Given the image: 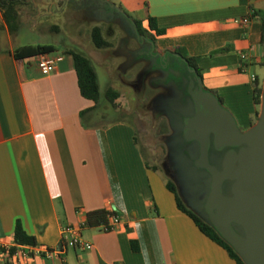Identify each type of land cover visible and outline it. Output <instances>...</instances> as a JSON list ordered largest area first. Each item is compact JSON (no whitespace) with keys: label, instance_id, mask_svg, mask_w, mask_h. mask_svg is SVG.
I'll use <instances>...</instances> for the list:
<instances>
[{"label":"crops","instance_id":"0c3cea01","mask_svg":"<svg viewBox=\"0 0 264 264\" xmlns=\"http://www.w3.org/2000/svg\"><path fill=\"white\" fill-rule=\"evenodd\" d=\"M25 5L41 12L29 28L44 22L45 31H66L71 38L52 44L64 58L45 76L37 58L15 56L20 47L41 43L23 44L0 13V243L21 247L15 241L20 223L36 245L54 248L63 227L85 225L89 213L113 210L121 220L117 228L84 226L81 236L92 249L67 247L59 264H237L179 209L169 180L145 160L135 130L122 124L125 111L108 101L119 122H99L107 113L97 111L100 101L81 94L70 51L84 47L85 38L95 47L94 27L113 44L108 36L115 35L109 31L116 21L135 32L128 18L139 20L153 52L162 61L173 54L191 58L203 88L246 131L260 107L252 75L264 84V0H28ZM251 11L260 15L243 23ZM97 13L105 20H95ZM0 264L50 263L40 256L13 259L0 253Z\"/></svg>","mask_w":264,"mask_h":264},{"label":"rangeland","instance_id":"374dc122","mask_svg":"<svg viewBox=\"0 0 264 264\" xmlns=\"http://www.w3.org/2000/svg\"><path fill=\"white\" fill-rule=\"evenodd\" d=\"M102 6L100 4L101 8ZM117 6L120 8L119 5ZM35 9L33 5L20 7L22 26L17 30L16 35L24 42L23 44H65L71 38L67 36L66 31L62 34L45 31L44 22L38 25L39 29L29 28L30 24L33 25L31 18H36L41 13L37 14ZM0 13H2L1 10ZM93 18L100 21L105 20L98 13L94 14ZM129 30L128 25H122V22L116 21L114 28L109 31L110 34L115 32V35L108 36L110 39L113 38L112 47L96 49L85 38L82 43L84 47L79 48L92 58L97 72L101 90L100 105L97 111L107 113L99 122L102 121L105 124L119 122L120 114H114L111 105L107 103L106 91L113 88L120 93L115 107L125 111L124 115L121 114L124 116L122 124L135 130L145 160L150 165L157 166L162 174L176 185L183 203L207 222L208 219L199 206L206 199L210 181L203 180L202 174V176L197 175L198 171L190 163V156L195 157L194 147L189 149V156L183 152L178 155L177 153L180 152L176 147V141L182 140L179 134L181 129L177 123L180 118L192 113L189 100L184 99L188 106L182 108L185 92L178 87L185 84L182 71H185L186 66L178 58L169 56L166 65L161 68L162 63L157 55L158 57L153 59V68L151 66L148 68L149 61L147 63L144 61L147 60L146 49H140L139 44L143 38L139 37L136 31L130 32ZM259 111H261V106ZM257 119L256 116L255 121Z\"/></svg>","mask_w":264,"mask_h":264},{"label":"water","instance_id":"95a60500","mask_svg":"<svg viewBox=\"0 0 264 264\" xmlns=\"http://www.w3.org/2000/svg\"><path fill=\"white\" fill-rule=\"evenodd\" d=\"M173 56L189 65L181 55ZM189 71L195 73L190 67ZM190 95L197 113L185 121L184 138L198 143L197 167L211 175L205 199L207 223L245 264H264V84L260 114L246 131L240 130L219 98L203 88L202 79ZM212 143L218 151L229 149L221 170L209 162ZM226 182L230 183L228 195Z\"/></svg>","mask_w":264,"mask_h":264},{"label":"trees","instance_id":"16d2710c","mask_svg":"<svg viewBox=\"0 0 264 264\" xmlns=\"http://www.w3.org/2000/svg\"><path fill=\"white\" fill-rule=\"evenodd\" d=\"M25 2H28V0H0V10L2 11L3 20L10 33H16L20 28V7L23 6ZM258 15H260V12L258 11H255V13L253 14V16ZM129 18L128 20H130V22L132 23L138 36L151 38L149 31L143 27L141 21ZM261 19L264 31V14L261 16ZM148 21L149 28L151 30H155L153 19L149 18ZM91 38L96 49H106L112 47V44L104 38L102 29L100 27H94L92 29ZM262 47L264 49V35L262 40ZM56 49L57 48L52 44L27 45L17 49L15 52V56L21 59L37 58L40 54L43 53H54ZM70 54L73 55L75 60L81 94L85 98L93 100L95 103H99L101 98V90L98 82L97 72L95 70L92 59L80 50H72L70 51ZM181 56L189 64L190 68H193L196 72H199L196 64L191 58L185 57L183 55ZM262 91L263 86H261L259 82L256 81L254 83V100L257 106L261 105ZM106 97L108 101L115 106L116 100L120 97V93L113 88H109L106 91ZM158 169L159 168L155 166V170ZM167 187L171 192L175 194L179 209L193 219L201 232H203L211 240L227 250L229 255L233 259H235L237 264H245L238 253L233 249V247L221 237V235L213 226L205 222L197 214L187 208L177 192L176 185L172 181L167 182ZM108 214L109 212L106 210L91 212L87 215V222L85 224L86 226H99L101 224H104L107 221ZM15 241L19 246L36 244L35 239L25 233L20 223H18L15 228ZM15 250L16 249H13L12 252H14Z\"/></svg>","mask_w":264,"mask_h":264},{"label":"built area","instance_id":"2783aa9c","mask_svg":"<svg viewBox=\"0 0 264 264\" xmlns=\"http://www.w3.org/2000/svg\"><path fill=\"white\" fill-rule=\"evenodd\" d=\"M253 1V0H249ZM253 11L249 17L243 20V23H248L253 15ZM64 58V55L61 53H43L37 57V67L43 75H50L57 67L58 63H60ZM241 59L243 61L248 60L247 54H241ZM253 83L257 81L255 75L251 77ZM109 214L107 216V221L104 224L99 225L104 232H110L117 228L120 224L121 220L117 213L113 210L108 211ZM86 226H66L62 229L60 244L57 247L49 248L46 246L39 245H29V246H21L16 248L14 252H12L11 247L0 243V253L1 255H12L13 259H30L35 256H40L45 259L50 264H59L64 261V254L67 247H76L82 250H91V243L85 241L81 236L82 228Z\"/></svg>","mask_w":264,"mask_h":264},{"label":"flooded vegetation","instance_id":"af4514ba","mask_svg":"<svg viewBox=\"0 0 264 264\" xmlns=\"http://www.w3.org/2000/svg\"><path fill=\"white\" fill-rule=\"evenodd\" d=\"M141 38H143V41L139 43L141 45L140 49L141 48L142 49L143 48L146 49L147 60L145 59L144 61H145V63H147L149 61V63H147V67L149 68L151 66V68H153V66H152L153 59H156L158 56L152 50L153 45H152L151 38L150 37H142V36H141ZM168 58H169V56H167L166 59L163 60V61H162L161 57L158 58L159 61L162 63V67L161 68H163L166 65V62H167ZM184 64H185L186 68H185V71H182V74L184 75V78H185V80H184L185 84L184 85H180L178 87L182 88L184 90V92H185V94H183V100H182V104H181L182 108H186V106H188V104L185 101L189 100L188 103H191V105H192V113H190L188 116H184L183 118H180V120L177 123V125L181 129L179 134L182 137L181 141H176L177 150L180 152V153H177V154L180 155L183 152L184 154L189 156L190 155V150L189 149L194 147V149H195V152H194L195 153L194 154L195 157L193 156L194 158H192L190 156V163H192V166L195 167L196 170L198 171L197 175L198 174L199 175L202 174L203 176L201 175L202 176L201 178L203 180L206 179V180L210 181L211 175L205 169L197 167V163H198V161L200 159L198 143L196 141L188 142L184 138L185 124H186L185 121L188 118L194 117L196 115V113H197V107L195 106L192 97H190L191 96L190 94L195 92L196 87H197V80L198 79H202V77H201L199 72H196V71H195V73L190 72L189 71V67H188L189 65H187L186 63H184ZM153 65L155 67V63ZM184 99H186V100H184ZM219 101L221 102V105H223V107H224V104L222 103V101L220 99H219ZM259 114H260V111L256 115L257 118H258ZM238 127L240 128L241 131H244V129H242L239 125H238ZM228 150L229 149H224V150L218 151V150H216L214 148L213 143H212L211 146H210V149H209V162H210V164L213 165V166H216L219 170H221L222 169V161H223L224 156H225V154L227 153ZM172 157L176 158L174 155H172ZM198 185H199V183H198ZM224 191H225L226 195L229 194V191H230V183L229 182H226ZM205 204H206V201H204V203L199 206V208H201V211H203L204 214H206Z\"/></svg>","mask_w":264,"mask_h":264}]
</instances>
